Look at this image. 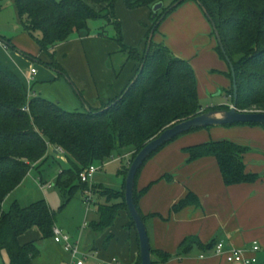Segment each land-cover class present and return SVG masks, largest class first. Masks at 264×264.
Instances as JSON below:
<instances>
[{
	"label": "trees",
	"instance_id": "trees-1",
	"mask_svg": "<svg viewBox=\"0 0 264 264\" xmlns=\"http://www.w3.org/2000/svg\"><path fill=\"white\" fill-rule=\"evenodd\" d=\"M118 1L15 0L23 29L37 42L41 51L49 55L50 63L47 65L60 74H64V71L56 62V48L83 32L90 35L89 23L97 20H104L107 25L96 37L116 42L119 50L113 55L122 54L126 58L120 69L112 65L116 77L121 76L128 62L136 63L137 70L126 89L114 99L102 103L99 108L90 106L86 112L70 113L60 104L30 96L21 78L0 63V253L6 252L8 264H33L40 257L41 252L35 241L21 242L29 231L37 229L42 239L53 240L57 215L45 200L27 207L15 202L8 212L3 210L5 200L32 171H36L41 182H44L40 167L47 163L51 147L58 155L60 150L64 152L68 165L55 182L56 187L67 193V202L61 210L79 192L89 191L97 197V219L90 223L92 231L107 233L115 227L122 212H126L130 220L123 226L128 231L135 229V223L126 205L125 183L130 166L139 152L177 124L209 111L230 110L225 107L203 109L196 73L190 62L176 57L164 44L154 42L162 23L185 3L192 1L203 12L202 5L216 24L226 55L219 44L216 50L221 58L226 60V56L229 57L236 74L237 109L264 113V0H124L129 11L147 9L151 12V26H145V48L142 51L125 44L122 23L116 15ZM160 3L163 8L155 13L153 9ZM177 3L179 5L174 7ZM107 27L114 30L113 37L108 35ZM153 30L155 32L148 50ZM213 35L216 37L214 30ZM0 42L7 49L13 48L2 36ZM113 55L110 56L111 62ZM229 78L231 89L227 95L234 105L230 65ZM234 126L264 127L259 124L224 127ZM211 128L193 129L183 135L210 131ZM181 136L153 153L137 174L135 203L146 224L155 217L168 222L174 214L188 207H201L198 196L189 191L173 205L166 218L160 214L144 215L140 209L141 199L155 184L174 181L172 175L165 174L139 190L138 180L144 167ZM120 151L133 152L128 167L121 172L124 176L122 190L116 191L104 185L89 186L81 182L80 174L85 169L96 163L103 164ZM183 152L188 156L187 163L215 159L226 187L254 184L260 180L258 174L247 172L244 155L250 152L248 147L227 140H209L186 147ZM113 238V235L106 236L103 243L105 249H108ZM216 245L215 241L204 245L195 238H187L178 246L177 253L179 256L187 254L195 247L208 252ZM152 253L153 264L166 263L171 258L169 253L153 247ZM134 264H141L140 253Z\"/></svg>",
	"mask_w": 264,
	"mask_h": 264
},
{
	"label": "rangeland",
	"instance_id": "rangeland-1",
	"mask_svg": "<svg viewBox=\"0 0 264 264\" xmlns=\"http://www.w3.org/2000/svg\"><path fill=\"white\" fill-rule=\"evenodd\" d=\"M116 15L122 23L125 44L144 50L147 30L145 26H151V12L147 9L129 11L125 7L124 0H119ZM106 25L104 20L91 21L90 35L87 33L88 36L76 35L69 42L62 44L60 49L55 50L56 62L64 71V74H60L58 70L47 65L50 63L49 55L42 52L37 42L23 29L15 0H0V36L13 47L7 49L0 42V63L23 79L30 96L42 97L54 104H60L70 113L86 112L88 108L85 103L94 106L98 98L105 101L124 91L137 70L134 62H128L121 76L116 77L113 66L120 69L126 58L122 54L113 55L119 50L116 42L96 37ZM107 30L108 35L113 37L114 30L111 27H107ZM154 42L164 44L176 57L190 62L196 73L200 105L203 109L233 107L231 98L227 95V91L231 89L229 64L216 50L218 42L213 35L212 26L196 3L187 2L171 14L162 23ZM111 55H113L112 62ZM31 69H36L38 74L29 86L27 82ZM228 128L230 127H213L210 130L223 133ZM51 148L47 163L40 167L44 182H41L36 171H32L22 185L5 200L3 210L8 212L15 202L27 207L45 200L57 215L56 227L64 230L76 243L80 242L79 247L83 253H86L82 247L83 243L93 242L96 248L102 250L106 235L93 232L89 225L96 219L97 197L92 196L89 191L79 192L61 210L67 202V193L56 187L55 182L59 173L68 168V165L66 157L62 154L54 155ZM132 155V151L129 153L120 151L114 153L103 164L96 163L98 172L90 185H104L116 191L122 190L124 176L121 172L124 167L125 169L128 167ZM142 173L138 182L142 178ZM89 197L92 202L88 206L86 200ZM223 212L226 214L223 215ZM221 214L228 215V208H223L222 212H219V215ZM124 224L122 217L117 220L113 229L116 239L111 249L103 258L100 255L94 256L88 264H97L99 260L107 262L111 257H118L121 264L133 263L138 248L137 240H133L136 232L131 231V237L129 231L123 228ZM221 237H223L222 232L217 235V239H222ZM32 241L36 242L41 252L40 257L33 264L63 263L65 252L52 239H42L39 231L33 229L21 238L23 243ZM256 245L261 249L257 256L258 264H264V242L257 240ZM253 246L254 243L248 247L252 249ZM170 255L168 262L160 264H209L212 261H219L213 251L204 252L197 247L187 254L179 256L176 251ZM200 256H204L205 259L200 260ZM8 263L6 252H1L0 264Z\"/></svg>",
	"mask_w": 264,
	"mask_h": 264
},
{
	"label": "crops",
	"instance_id": "crops-1",
	"mask_svg": "<svg viewBox=\"0 0 264 264\" xmlns=\"http://www.w3.org/2000/svg\"><path fill=\"white\" fill-rule=\"evenodd\" d=\"M81 34L87 35L86 32ZM60 46L56 49H60ZM21 80L23 81L22 78ZM23 83L25 84L24 81ZM118 95H113L105 101L98 98L96 105H91V107L99 108L102 103H107ZM86 106L89 109L90 105ZM209 140H228L250 148V152L244 155V163L247 172L258 174L260 180L254 184L226 187L215 159L206 158L187 163L188 156L183 152V149ZM51 150L58 156V152L56 153L53 148ZM142 174V178L138 182L139 190L165 174L174 177V181L171 183L162 181L155 185L141 199L140 209L144 215L160 214L166 218L173 205L184 198L189 191L196 194L201 202V207H188L180 213L174 214L168 222L159 217L150 218L146 225L154 249L172 254L187 238H195L199 244L204 245L212 241H215L217 245L223 243L225 252L234 248L251 250V247H248L250 244L256 245L257 240L264 242V127L234 126L223 133L202 130L183 135L153 157ZM150 202H153L152 205ZM223 208H228V215L223 216L226 214L224 212L223 215H219ZM121 217L124 219V225L129 223L130 220L126 212H122L119 218ZM113 229L105 233L106 236H114L108 249L103 247L105 236L102 250L96 248L92 242V244H82L84 252L95 253V256L100 255L103 258L116 239ZM128 231L131 237V231L136 232L135 229ZM220 232L223 233V237L217 239ZM134 237L133 240L136 239L138 242V248L133 263L137 261L140 253L137 232ZM77 243L80 244V242ZM215 249L216 247L211 251L219 261H212L209 264H229L227 260V263L225 262L224 255H216ZM260 252L261 249L257 253L249 251L247 255L258 258ZM114 258L118 260V264H121L118 257H111L107 259V262ZM204 259V256H200V260ZM68 263L69 256L65 254L62 264ZM258 263L257 259L255 264Z\"/></svg>",
	"mask_w": 264,
	"mask_h": 264
},
{
	"label": "water",
	"instance_id": "water-1",
	"mask_svg": "<svg viewBox=\"0 0 264 264\" xmlns=\"http://www.w3.org/2000/svg\"><path fill=\"white\" fill-rule=\"evenodd\" d=\"M179 5L175 4L174 7ZM203 9L204 14L212 23L213 30L215 32L218 44L220 45L224 55L226 51L220 36V33L216 27V24L213 22L212 18L208 14L207 10L200 5ZM163 8V4L160 3L156 5L153 9L155 13L160 11ZM163 19V18H162ZM155 30L152 31L149 39L148 50L153 38ZM226 60L229 63L233 75L234 82V92H235V101L234 105L230 110H215L209 111L207 113L201 114L198 117L190 119L188 121L177 124L176 126L165 130L158 138L149 142L137 155L134 162L130 166L129 173L126 178L125 183V198L128 212L135 223V230L138 235L139 246H140V260L141 264H153V253H152V244L148 232L146 223L143 221L140 213L138 212L136 203H135V185L136 177L139 170L142 168L143 164L147 159L161 147L171 142L175 138L190 132L193 129H200L206 127H224L232 126L236 124H259L264 125V113L262 112H241L237 109L238 102V89H237V79L233 64L229 57L226 56ZM143 70V67H142Z\"/></svg>",
	"mask_w": 264,
	"mask_h": 264
},
{
	"label": "built area",
	"instance_id": "built-area-1",
	"mask_svg": "<svg viewBox=\"0 0 264 264\" xmlns=\"http://www.w3.org/2000/svg\"><path fill=\"white\" fill-rule=\"evenodd\" d=\"M36 74H37V70L31 69L27 82L29 86L34 81ZM59 154L64 155V152L60 150ZM97 172L98 169L95 167V165H92L89 168L85 169L80 174L81 182L89 184V186H92L90 185V183ZM91 202H92L91 197H89L86 200V204L89 206ZM53 232H54L53 241L57 245L61 246L65 254L69 256L70 261L68 264H86L89 259L94 258L95 253L94 254L83 253L79 247V244L75 243L72 237L66 232H64L62 229L55 227ZM259 250L260 248L257 245H254L251 250L234 248L231 249L230 251L225 252L224 244L220 243L216 246L215 253L218 256L224 255L229 264H255L257 263V258L248 257L247 254L249 251L252 253H257ZM97 264H118V260L116 258L110 260L109 262H104L100 260Z\"/></svg>",
	"mask_w": 264,
	"mask_h": 264
}]
</instances>
